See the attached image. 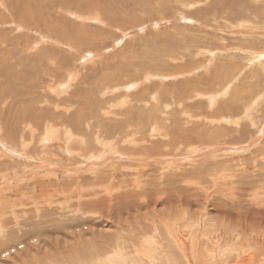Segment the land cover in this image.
I'll list each match as a JSON object with an SVG mask.
<instances>
[{"label":"rangeland","instance_id":"rangeland-1","mask_svg":"<svg viewBox=\"0 0 264 264\" xmlns=\"http://www.w3.org/2000/svg\"><path fill=\"white\" fill-rule=\"evenodd\" d=\"M0 1H1L0 3L1 5L0 6V51H1L0 52V68L1 69L3 68L2 70L0 69L1 70L0 75H2L0 76V82H1L0 83V94H1L0 95L1 96L0 106H2L3 104H9L8 102L9 99L13 98L15 101V105L16 104L19 105V103L22 104V106L20 104V108L17 109L18 111L25 112L26 110H28L29 106L31 105L30 107H33V108H29V109H32L37 113L39 112L37 110L38 108L39 109L43 108L42 105L48 106V102L45 101V98L43 95L45 93L48 97L50 96L52 97L48 99L49 100V107H48L49 108V112H48L49 118L60 122L62 121L61 120L62 118L60 117L61 119L59 118L57 119L56 116L58 114L57 112L64 109L63 106L66 107L65 108L66 114L65 113L64 114L66 116H71L72 112L70 108H68L71 106V104L73 105V111H74V109L78 108L80 103L82 104V102L85 103L88 101V103H90V105H92L93 107V108L92 107L90 108L89 111L90 112L92 111V113L89 112V115L92 116L93 118H100L99 121L102 127L100 128L101 130L99 129L98 132L102 135L101 139H103V138L112 137L113 135H117L118 132L119 134L126 133L125 131L128 130L126 127L122 128L121 125L116 124V122L119 121L117 119H119L121 116L119 118L111 116L112 114L111 115L107 114L108 115L107 116L105 112H107L110 109H112L110 111H114V112L118 110L116 108H119V110L123 109L124 106L126 107V104L125 105L122 104L121 101L123 99L124 101H127V99H130L129 97L143 98V100L147 102L146 103L147 105L150 104V106H147L144 104L145 107L141 108L144 111H153L154 109H158V107L154 105L156 104V102L153 101L152 98H150V96H155L158 99L161 98L162 101L160 105L163 107L164 112L160 116L162 118H165L166 119L165 121L167 123L168 117L166 115V112L173 110L174 111L173 116H175L176 114H179L181 108L184 105H185V108L183 109L189 110L191 112V115H196L198 113H204L205 111H208L209 113H215V116L214 117L210 116V118H219V119L220 117L224 118L225 117L224 114L216 113L217 110L215 108L217 107L218 104H215V105L212 104L213 106L211 108L213 110H209L210 108H206L204 110L205 105H207L206 103V101L208 100L207 98L208 97L212 98L213 95H215V93L218 94L219 92H223V93L225 92V94H223L222 96L217 97L218 100L223 98L224 102L226 101V99H228V97L231 96V94L236 89L242 88V90L237 91L239 93H241L243 89L244 91H246L244 92L246 97L244 96L242 101H244V99L248 97L251 98V99L249 98L246 99L245 100L246 102L249 100L251 101L253 97L255 98L256 96L258 95L260 96V94H262L260 97L258 96L260 100L262 101L260 102L258 101V104L256 103L257 105L249 104V107H251V109L248 111V114L241 115L245 117H242V118L237 117L238 119L236 120L237 122L236 125L238 126V128L228 125V127L231 126L234 129L226 130L228 133L226 137L228 138L233 137L235 139H240L242 137L239 143V146L235 148H230L232 151L230 149H222L224 152L222 150L212 152L213 151L211 150V147L213 145L212 144L209 147V150L204 149L203 153L202 151L199 150L196 152H192V154H190V152H187L182 149L178 150V148H176L174 150L172 149L173 147L167 148V146H162L163 150L160 148L162 150V153L165 154L168 152V154L166 156H163L160 153L161 155L159 156L168 157L169 159L166 158L168 159V161L166 160L164 161V159L159 161L158 159L157 160L155 159L156 156H158L159 154L156 151L154 152L153 151L152 152L141 151L139 150V148H136L137 147L136 144H130L129 148L134 149L132 152H134L137 156H150L151 159L147 158L146 160H143L142 162V161L137 160L138 157L136 155H134L136 159L133 157H129L128 159L127 156H131V155H128L126 152H123V153L117 152L119 153L117 154L115 153L116 151L115 152L112 151L113 149L110 146L112 153H109L108 150L105 151L103 155L104 157L108 155V153L110 155V157L106 158L107 160L105 162L104 161L101 162L104 158L103 156L98 157V158H92L90 160L94 163V165L88 167L87 165L89 163L83 160V157H79L80 155H78L79 153H77V151L76 152L67 151L66 153L64 152V154L63 153L61 154L60 150H58V152H55L54 150H52V148L55 147L54 145H56L57 142H53L54 140H51L47 144V146L49 145L48 148L50 149V151L57 153V155L56 154L51 155L53 158L55 157L54 162L36 159L37 160L36 161L37 166H36L32 163H28L29 161L32 160V157H33L32 155L28 156V154L26 153L21 156V154L24 153L25 149L19 150L17 148H11L8 145L4 144L3 140H0V162L4 161L5 159L8 160V162L11 164L12 162H15V163L18 162L17 164L18 167L15 169H17V171L20 169L18 171L19 173H16L17 172L16 171L12 174V178H14L16 174H18V177L14 178L15 180L13 182H11L12 178L6 179L5 181L4 180L0 181V196H3V197L9 196V198L12 200L11 203H12V206L15 212V214H9L5 218L4 224L6 225L7 230H5L4 227L2 229L0 228V230H2V232H0V241L1 242L4 241L3 245H0V264H48V263L58 264L59 262H62L63 260L66 264L68 262L73 264L74 260L77 261V258L79 257L82 260L81 263L90 264L91 262L92 264L97 261V258L96 259L92 258V256L90 255L91 250L97 251L100 245L101 247L104 246L105 249L108 248V245L111 246V242L114 241V238H115L114 236H116L115 233L117 230H121L124 220L126 222V219L129 218V222H127L128 224L127 223H126L127 225L125 224L126 230H122V232L125 233V235L124 234L122 235L126 237L132 236L134 238L133 241H137L139 243L140 235L144 231H146L148 228L150 229V226H149L150 221H153L158 216H165L167 213H175V215H177L179 211H182V209H180L181 203L178 202V200H176L175 194L186 193V191H188L189 193L192 191L191 192L192 199L189 200V202L190 201L192 202L190 203L188 202L187 205L185 204H182V205L185 207H188L185 211L189 217L187 218L185 216V219L186 220L188 219L191 222L188 223L184 221V223H181V227L186 228L188 227V225L192 226V224L196 223L197 230H195V232L198 231V236H199L198 239L200 240L196 244L197 249L200 251L196 250L194 248L195 246H191L189 243V240L186 241V251L184 254H187V259H185L187 262H190V264H241L242 262L244 263L246 262L245 264H252V263L254 264V261H255V264L256 263L261 264L260 259L264 257L263 255L264 245L261 246L262 249H260L256 245L254 246L253 245L254 242L252 241L251 236H249L250 235L249 233L245 235L247 237L240 236V235L238 237L237 234L235 236L236 238L234 241L237 243L236 248L242 249V246L243 247L245 246L244 248H246V250H243V252L240 253L241 255L235 253V251H232V253L230 254L225 253L224 251L220 252L218 249L220 247L218 246L219 244L220 245L224 244L222 250H225L224 247L228 249L227 243L231 242L230 239H225V235L223 234V232H225V230H223L225 225L230 226L231 229L238 228L239 230V227H238L239 221H236L233 218L234 217L233 214L235 213L232 211L233 212L232 214L231 212L232 207L231 206L227 207L226 205L225 206L223 205L225 202H227V198L229 196H232V193H234L231 191L229 184H227V187L226 185L223 184L224 178L221 177L217 179V181L215 182L213 186H211V184L208 183L210 184L209 189H207L205 186L203 188V185L201 186V184H199L198 182H196V185H189V184L186 185L184 184V182L179 181V182L173 183L171 185V188L169 186L170 189L168 188L166 192L165 190L164 191L161 190L162 192H159L160 189L157 186L162 183V181H160L159 179L156 181V186L151 185L150 182L153 177H156L157 175H163V173H166V174L168 173L172 177L173 172H175L177 170L176 168L178 167L179 169L188 168L187 171H190L189 167L190 168L192 167V173H193L194 164H197L198 162L200 163L203 160H210L211 158L215 156L216 157L219 156V158L221 159H226L227 156L228 158H231V157L238 158L239 157L240 159H242L244 158V156L248 157L250 155H253L256 149L263 148L264 131L260 132L258 136L256 134H251L249 136V134H245V133L244 135L240 136L238 133L240 130H237V129L243 128V124L248 122L247 117L253 116L251 115V113L258 115L259 113H261L260 107H262L261 108L262 112L264 108L263 107L264 106V102H263L264 100V92H263L264 91V70H263V66H261L264 64V57H263L264 56V25L262 24L264 23L263 22L264 20L263 18L264 17V0H253V1L252 0H164V1L163 0H123L124 2L122 0H90V1L89 0H35V1L34 0H26V1L20 0V2L19 0H9V1L0 0ZM11 1H13L14 3ZM92 1L93 2L95 1L94 2L95 4L92 3ZM4 3H7V4L3 5ZM97 3L98 5L97 7H95ZM97 9H98V12L100 13V16L96 18L95 16H93L92 18H88L84 20L83 15L78 14L80 11H87V10H88L87 12L94 13L97 11ZM227 17H230V18H227ZM255 17H257L258 19ZM64 19L67 21H65ZM236 20H238L239 22L237 23ZM2 21H3V24H1ZM64 22L67 25H65ZM256 22L260 23L261 25L257 24ZM36 23H38V25ZM68 24H69V27H68ZM237 27H240V29L238 30ZM250 27H252L253 29H251ZM233 31H236V32L239 31L238 33L240 34H237ZM62 32L65 34H63ZM246 32L248 33L246 34ZM75 33H77V35ZM58 34L59 35L61 34V35L59 36ZM257 35H258V40L256 38ZM66 36L70 37L69 40H65ZM74 37L76 40L74 39ZM221 38H222V41H221ZM223 41L225 42V44ZM24 42H27V43H24ZM219 42L221 43V45H219ZM242 42L244 43V46ZM23 43L26 46H29L32 44H34V46H32L31 50L27 48L26 51H24L22 50L23 48L22 46H24ZM245 43H249V45H245ZM251 43H253L255 47L257 46L256 47L257 49L254 48L253 45L249 48ZM256 43L258 44L256 45ZM74 46H77V47L74 48ZM236 46H239V47H236ZM40 49H42L41 52H40ZM259 49H260V52H259ZM218 50L221 52H219ZM242 52L244 53L242 54ZM247 52L249 54H247ZM2 54H3V58H2ZM39 54L41 55L38 57ZM241 55H244V56H241ZM261 59L262 61H259ZM48 60L50 61L48 62ZM222 61L224 63H222ZM233 61H235V63ZM3 63L4 64L6 63V64L4 65ZM233 63L234 65H236V66L233 65L234 67L233 69L232 67L229 68L227 66V65H232ZM54 66L57 68V70L55 69ZM66 67L68 70H71V73L73 72L74 74V75L71 74L72 75L71 78L67 74V71H64V72L60 71ZM214 67L215 68L217 67V68L215 69ZM221 67L222 69H219ZM226 67H228L227 68L228 71ZM224 68H225V71H223ZM216 71H219V73H215ZM226 71L228 74H226ZM240 71L243 75L244 74L245 75L243 76L240 73ZM260 71L261 73H258ZM238 73H240L241 75H237ZM256 73L259 74L258 75L259 77L257 76ZM250 75L256 76L254 77L255 79L254 78L252 79L255 81L254 83L256 84L248 83V79L249 77H251ZM242 76L244 78H242ZM245 76L247 77L245 78ZM60 77L62 80L66 81L65 83H67L66 85H63L62 88L60 89L62 90L60 91L61 93L59 92V90H57L59 89L58 87L59 84L57 83L59 81H62V80H58ZM233 78L235 80L232 82ZM209 79L212 80L211 83L207 82V80ZM243 79H245V82H243L239 88V84H240L239 82H241ZM258 79L259 81H257ZM261 79L262 81H260ZM258 82H260V84ZM131 84L133 87L130 88ZM249 84L251 86H249ZM105 87H107V89ZM252 89L255 90L254 91L255 94H253ZM9 90L10 92H8ZM205 90H209V92H205ZM229 90H232V91H229ZM77 91H79V93ZM164 92H165V95L162 98L161 95ZM195 93L197 94L195 95ZM208 93H210V95ZM6 95L9 99L5 98ZM16 95L17 96L19 95V96L17 97ZM100 95H102L103 99L101 98ZM112 95L116 96V98L113 97ZM126 95H128V97ZM203 95H207V97L203 98ZM197 96H200V103L198 106H197V103L199 102L198 100L199 98H197V102H196ZM77 97H78L79 102L75 101ZM106 97H108V99L111 101L107 100ZM62 98L71 100V104L69 103L70 101H67L65 103H68V106L66 104L64 105V103L61 102V100H63ZM72 98L75 100H73ZM99 98H101L102 102L105 100L104 105L102 102H100L101 100H99ZM3 99H7V100H3ZM261 103L263 105H261ZM116 104L118 106H115ZM165 104L168 105V108L163 106ZM192 104L194 105L192 106ZM51 105L53 106L57 105L58 108L52 109ZM105 105L109 107H106ZM259 105L261 106L258 107ZM152 106L154 107L151 108ZM6 107H8V105ZM61 107L63 108L61 109ZM252 107H255V108L253 109ZM96 109L97 111H95L94 112L95 114H94L93 111ZM241 109H242V105L240 104L239 111ZM102 110L105 112H103ZM255 111L257 114L255 113ZM102 112L104 113L103 115L105 117H103ZM55 113L57 114L55 115ZM115 120L116 122H113ZM238 120L240 121V124ZM242 120L244 121V123H242L243 122ZM27 121L28 123L22 124V125L19 124L21 123V121L16 122L15 125H19V126H15V128L22 126L23 131L30 132L29 129L27 128H30L33 126L31 124L30 118H28ZM141 124H138V125L135 124V126L133 124L132 128H134L135 131L137 130L136 132L138 133L140 132V134L142 133L143 130L146 131L145 132L146 134H150V130H149L150 128L148 126H143ZM222 125L223 123L221 124L210 123V125H208L205 122L203 124L198 119H193L192 117V120H189L185 124L181 125L180 128H183V130H186L188 132V135L192 136L194 139V137L196 136L197 130H200L203 128H211L213 126L219 127ZM83 129H85V125L82 127V130ZM211 129H215V128H211ZM105 130H107L108 132ZM111 134L113 135L111 136ZM155 136H156V133H154L152 138H154ZM163 137L164 136H161V138ZM228 138H226L222 142L214 143L212 142L213 140L208 141L206 140L207 138L197 137V139L201 140L202 142H206V143L205 144L201 143L202 145L195 143V146L198 145L197 147H202V146L206 147L207 146L206 144L208 142H212L216 144V146L217 144H229L227 143L229 140ZM222 139L223 138H221V140ZM110 140L111 139H109L108 141L110 142ZM153 140L154 139H150V141H153ZM110 143H114V141ZM133 145H135V148L133 147ZM66 147H71V145L69 146L66 145ZM167 150H169L170 153ZM97 151H98V148L95 147L92 153H96ZM121 151H126V150H121ZM153 156H155V158ZM258 158H257L258 160L262 161V158H260V156H258ZM84 161L86 162V165L77 169L78 168L77 165L80 163H83ZM230 163L232 165H236L235 166L236 168H239L235 161H232ZM230 163L227 162L226 165H229ZM43 164L44 166H46V168L38 167L39 165H43ZM173 165L175 167H173ZM55 166H58L57 169L55 168ZM166 166L169 167L170 169L166 168ZM63 167L68 168V170H70L71 172H66L65 170H62ZM135 167L137 168V170ZM73 170H75L76 172H74ZM169 170L172 172H170ZM107 171H110V173L113 172L111 173L112 175L115 174L116 172L118 176L127 175V176H124V178L120 177L122 186L124 183V188H127V186L125 185H130V186L132 185L136 187L133 184V182L136 185L138 184L140 187L146 186L145 196H147V193H148L153 198L151 203L144 205V206L142 204L134 205V208L133 207H132L133 209L130 208L132 209L130 211L126 210L127 213L125 212V214L114 216V213H113V217H114L113 220L114 221L119 220L120 223L118 226H120L119 227L120 229H118V227L115 225L116 223L112 225L109 221H105L104 217L100 218L101 213H99L98 215L92 214V213L82 214V212H80L79 210H75L74 209L75 207H73L72 209V205L74 206L73 204L74 202L76 205L77 204L79 205L81 204L80 202L84 201L85 199L78 200L76 197L75 198L70 197L71 195L67 197V196H64L63 194H62L63 199L61 198V195L54 196V194L52 195L51 199H49L48 201H41L39 199H36V197L34 199V195L36 193L35 191L37 190V188L33 190L34 186H32L31 184L35 177L48 179L50 177H53L54 173L55 174L58 173L57 175L62 174L64 178L69 181L70 177L77 178V176H79L80 178L77 182V185H76L77 187L79 185H82L84 181L93 179L95 177L94 174H96L97 172L99 174V172H107ZM123 171H125V174ZM126 171L127 172L129 171V173H126ZM135 172H139V173L143 172V173L139 174L138 179H137L135 177L136 175L134 174ZM235 172H237V170H235L234 173ZM120 173L122 175H120ZM257 173L264 174L263 171L261 170L259 171L257 170L256 174ZM128 175L129 176L131 175L132 177L129 178ZM1 179L2 178H0V180ZM188 179H193V178L188 177ZM58 181H62V179L60 180L58 179ZM130 181L132 182V184L130 183ZM115 183H118V182L114 180V184ZM91 184L94 185L95 183L92 182ZM139 186L138 188L136 187L137 191L140 190ZM56 188H60V182L59 184H57ZM181 188H182V191L179 192ZM91 189L92 187L90 186V188L86 190L85 192L86 193L89 192L90 194H92V191H93L94 193V190L91 191ZM131 189L132 188H129L128 190H131ZM14 190L16 191V193ZM115 191L118 192L119 190H114L111 193L113 194L115 193ZM21 192H24V193L27 192V193H25L24 195V193H21ZM156 192L157 193L159 192V193L157 194ZM167 192L169 193V198L167 202L165 200L154 202L155 200H158V197L155 198V196H159L162 199H164L165 194ZM190 196L191 194H188L189 198ZM69 197L71 199H69ZM87 198L92 199V196L87 197ZM44 205H46V207ZM222 205L223 207L220 208ZM40 206L42 208H40ZM217 206L219 207V209L217 208ZM229 207H230L229 212L231 213L228 212L227 215L228 217H231V220L223 219L224 220L223 221L222 218L220 217V211L225 212L224 210H227V208ZM43 213L45 214L44 216L42 215ZM38 214H40L41 217H39ZM71 214H74V215L71 216ZM206 216L209 222L213 224L215 223L214 226L218 227L217 231L221 230L222 233L218 232V234L220 233L221 237L224 240H228L227 243H224V241H222L223 239L221 238L220 241L215 243L214 248H213V253L211 254V256L207 255L206 250H205V248L209 249L210 244L205 241V239L207 240V237H203V232H204L203 222ZM135 218L137 219L136 221H134ZM38 219L42 220L43 222H41ZM139 219H141V221L143 222H141V224L138 226L136 225L135 227V224L140 223ZM171 220H173V218ZM257 223L255 224V229L252 230L253 233L261 230V228L256 227ZM208 225L210 226L209 223ZM123 227H124V224H123ZM137 227L139 230L137 229ZM149 229L147 231H150ZM5 231L7 232L6 235H4ZM140 231H142L141 234H140ZM245 238L248 239L246 240V242H245ZM6 239H7V242L5 241ZM108 239H112V240L109 241ZM241 240H244L243 245H240ZM247 242H248V245H247ZM99 251H97L98 252L97 257L100 259L101 257L100 254L104 253L105 250L103 251L99 250ZM200 256L202 260L198 262V259L196 260V258ZM177 257H178V262L182 264L183 261L180 262V257L179 256ZM246 257L248 258V260ZM254 257H255V260H254ZM92 259H93V262H92ZM131 261L133 264H135L133 262V259H131ZM186 261L183 262V264H189V263H186ZM262 264H264V262H262Z\"/></svg>","mask_w":264,"mask_h":264},{"label":"bare ground","instance_id":"bare-ground-1","mask_svg":"<svg viewBox=\"0 0 264 264\" xmlns=\"http://www.w3.org/2000/svg\"><path fill=\"white\" fill-rule=\"evenodd\" d=\"M4 1V0H3ZM9 1V0H8ZM26 1V0H24ZM35 1V0H34ZM90 1V0H89ZM123 1V0H122ZM164 1V0H163ZM253 1V0H252ZM6 2V1H5ZM13 2V1H11ZM17 2V1H15ZM20 2V0H19ZM51 2V1H50ZM95 2V1H94ZM92 1V3H94ZM124 2V1H123ZM128 2V1H127ZM133 2V1H132ZM259 2V1H258ZM1 3V1H0ZM3 3V2H2ZM14 3V2H13ZM28 3V2H27ZM32 3V2H31ZM29 3V4H31ZM52 3V2H51ZM122 3V2H121ZM7 3H4L3 5H6ZM16 4V3H15ZM41 4V3H40ZM85 4V3H84ZM95 4V3H94ZM142 4V3H141ZM258 4V3H257ZM17 5V4H16ZM22 5V4H21ZM36 5V4H35ZM75 5V4H74ZM79 5V4H78ZM77 5V6H78ZM98 3L95 5V7H97ZM121 5V4H120ZM1 6V5H0ZM10 6V5H9ZM18 6V5H17ZM32 6V5H31ZM114 6V5H113ZM122 6V5H121ZM145 6V5H143ZM142 6V8H143ZM35 7V6H34ZM73 7V6H72ZM79 7V6H78ZM123 7V6H122ZM121 7V8H122ZM127 7V6H126ZM140 7V5H139ZM253 7V6H252ZM30 8V7H29ZM64 8V7H63ZM99 8V7H98ZM116 8V7H115ZM254 8V7H253ZM257 8V7H256ZM260 8V6H259ZM34 9V8H33ZM38 9V7H37ZM36 9V10H37ZM40 9V8H39ZM60 9V8H59ZM82 9V8H81ZM80 9V10H81ZM93 9V8H92ZM31 10V9H30ZM79 10V11H80ZM261 10V9H260ZM33 11V10H32ZM44 11V10H43ZM68 11V10H67ZM78 11V12H79ZM88 11V10H87ZM87 11H80L78 14H81L83 15V18L84 20L88 19V18H92L93 16L96 17H99L100 16V13L98 12V9L96 12L92 13V12H87ZM93 11V10H92ZM262 11V10H261ZM37 12V11H36ZM263 12V11H262ZM67 13V12H66ZM261 13V12H259ZM116 14V13H115ZM25 15V14H24ZM255 15V13H254ZM253 15V16H254ZM2 16V15H1ZM26 16V15H25ZM43 16V15H42ZM34 17V16H33ZM59 17V16H58ZM259 17V16H258ZM36 18V17H35ZM103 18V17H102ZM105 18V17H104ZM227 18H230V17H227ZM244 18V17H243ZM257 18V17H255ZM264 18V17H263ZM54 19V18H53ZM56 19V18H55ZM82 19V18H81ZM99 19V18H98ZM248 19V18H246ZM258 19V18H257ZM57 20V19H56ZM61 20V19H60ZM65 20V19H64ZM105 20V19H104ZM242 20V19H241ZM240 20V22H241ZM256 20V19H255ZM254 20V21H255ZM260 20V19H259ZM262 20V19H261ZM31 21V20H30ZM36 21V20H35ZM40 21V20H39ZM48 21V20H47ZM58 21V20H57ZM67 21V20H65ZM76 21V20H75ZM78 21V20H77ZM81 21V20H80ZM106 21V20H105ZM230 21V20H229ZM237 23L239 22L238 20H236ZM246 21V20H245ZM250 21V19H249ZM253 21V22H254ZM258 21V20H257ZM51 22V21H50ZM49 22V23H50ZM59 22V21H58ZM89 22V21H88ZM87 22V23H88ZM104 22V21H103ZM261 22V21H260ZM264 22V20H263ZM52 23V22H51ZM65 23V22H64ZM68 23V22H67ZM85 23V22H84ZM257 23V22H256ZM1 24H3V21L1 22ZM38 25V23H36ZM44 24V22H43ZM54 24V23H53ZM63 24V23H62ZM60 24V25H62ZM70 24V23H69ZM69 24H68V27H69ZM106 24V23H105ZM251 24V22H250ZM257 24H260V23H257ZM264 25V23H262ZM65 25H67L65 23ZM109 25V24H108ZM107 25V26H108ZM256 25V24H255ZM261 25V24H260ZM43 26V25H42ZM74 26V25H73ZM78 26V25H76ZM89 26V25H88ZM106 26V25H105ZM235 26V25H234ZM252 26V24H251ZM57 27V26H56ZM59 27V26H58ZM254 27V26H253ZM66 28V27H64ZM74 28V27H73ZM92 28V27H91ZM232 28V27H231ZM236 28V27H235ZM238 30L240 29V27H237ZM251 29H253L252 27H250ZM249 28V29H250ZM256 28V27H255ZM260 28V26H259ZM61 29V27H60ZM69 29V28H68ZM75 29V28H74ZM77 29V27H76ZM248 29V30H249ZM51 30V29H50ZM67 30V29H66ZM73 30V29H72ZM86 30V29H84ZM9 31V30H8ZM250 31V30H249ZM253 31V30H252ZM52 32V31H51ZM56 32V31H55ZM54 32V33H55ZM58 32V30H57ZM65 32V31H64ZM81 32V30H80ZM89 32V30H88ZM237 34H240L236 31H233ZM63 33V32H62ZM67 33V32H66ZM71 33V31H70ZM78 33V32H77ZM77 33H75L77 35ZM242 33V31H241ZM248 32H246L247 34ZM3 34V33H2ZM46 34V32H45ZM65 34V33H63ZM73 34V33H72ZM79 34V33H78ZM81 34V33H80ZM87 34V33H86ZM93 34V32H92ZM91 34V35H92ZM98 34V33H97ZM244 34V32H243ZM253 34V33H252ZM43 35V34H42ZM41 35V36H42ZM52 35V34H51ZM57 35V34H55ZM59 35V34H58ZM61 35V34H60ZM59 35V36H60ZM74 35V34H73ZM71 35V36H73ZM82 35V34H81ZM80 35V36H81ZM96 35V34H95ZM232 35V34H231ZM236 35V34H235ZM45 36V35H44ZM47 36V35H46ZM90 36V35H89ZM99 36V35H98ZM233 36V35H232ZM248 36V35H247ZM260 36V35H259ZM62 37V36H61ZM97 37V36H96ZM238 37V36H237ZM253 37V35H252ZM11 38V37H10ZM49 38V37H48ZM60 38V37H59ZM64 38V37H63ZM70 37H67L66 36V39L65 40H69ZM95 38V37H94ZM99 38V37H98ZM257 40H258V35L256 36ZM55 39V38H54ZM53 39V40H54ZM75 39V37H74ZM79 39V38H78ZM225 39V38H224ZM251 39V38H250ZM6 40V39H5ZM50 40V39H48ZM56 40V39H55ZM64 40V41H65ZM76 40V39H75ZM219 40V39H218ZM226 40V39H225ZM224 40V41H225ZM253 40V39H252ZM256 40V39H255ZM52 41V40H51ZM59 41V40H58ZM74 41V40H73ZM221 41H222V38H221ZM223 41V42H224ZM239 41V40H238ZM6 42V41H4ZM42 42V41H40ZM47 42V41H46ZM253 42V41H251ZM255 42V41H254ZM257 42V41H256ZM259 42V41H258ZM24 43H27V42H24ZM23 43V45H24ZM29 43V42H28ZM39 43V42H38ZM37 43V44H38ZM61 43V42H60ZM73 43V42H72ZM243 43V42H242ZM95 44V43H94ZM225 44V42H224ZM258 43H256L257 45ZM5 45V43H4ZM219 45H221V43L219 42ZM228 45V44H227ZM245 45H249V43H245ZM253 45V43H251V45L249 46V48ZM32 46H34V44L32 45H29V46H22V50L26 51V49L28 48L29 50L32 49ZM66 46V45H65ZM202 46V45H201ZM241 46V45H239ZM239 46H236V47H239ZM243 46H244V43H243ZM254 46V45H253ZM19 47V46H18ZM73 47V45H72ZM77 47V46H74V48ZM199 47V46H198ZM248 47V46H247ZM257 47V46H256ZM254 46V48H256ZM214 48V47H213ZM20 49V48H18ZM79 49V48H78ZM212 49V48H211ZM226 49V48H225ZM231 49V47H230ZM253 49V48H252ZM257 49V48H256ZM209 50V49H208ZM227 50V49H226ZM225 50V51H226ZM250 50V49H249ZM4 51V50H3ZM2 51V52H3ZM6 51V50H5ZM42 51V49H40V52ZM211 51V50H210ZM219 51V50H218ZM232 51V50H231ZM234 51V50H233ZM242 51V50H241ZM240 51V52H241ZM247 51V50H245ZM254 51V50H253ZM1 52V51H0ZM221 52V51H219ZM229 52V51H228ZM235 52V51H234ZM256 52V50H255ZM259 52H260V49H259ZM263 52V51H262ZM4 53V52H3ZM6 53V52H5ZM244 52H242L243 54ZM12 54V53H11ZM247 54H249L247 52ZM246 54V55H247ZM255 54V53H253ZM257 54V53H256ZM6 55V54H4ZM8 55V54H7ZM14 55V54H13ZM41 54L38 55V57L40 56ZM48 55V54H47ZM52 55V54H51ZM258 55V54H257ZM11 56V55H10ZM241 56H244V55H241ZM249 56V55H248ZM35 57V56H33ZM59 57V56H58ZM233 57V56H232ZM254 57V56H252ZM257 57V56H256ZM264 57V56H263ZM2 58H3V54H2ZM11 58V57H10ZM61 58V57H60ZM76 58V57H75ZM34 59V58H33ZM56 59V58H55ZM226 59V58H225ZM4 60V59H3ZM12 60V59H11ZM57 60V59H56ZM231 60V59H230ZM50 60H48L49 62ZM59 61V60H58ZM221 61V60H220ZM259 61H262L259 60ZM10 62V61H9ZM57 62V61H56ZM61 62V61H60ZM63 62V61H62ZM67 62V61H66ZM227 62V61H226ZM235 63V61H233ZM258 62V61H257ZM54 63V62H53ZM65 63V62H64ZM125 63V62H124ZM220 63V62H218ZM222 63H224L222 61ZM228 63V62H227ZM231 63V62H229ZM227 65L229 68L232 67V69L234 68L233 65ZM262 63V62H261ZM4 64V63H3ZM6 64V63H5ZM4 64V65H5ZM51 64V63H49ZM66 64V63H65ZM263 64V63H262ZM68 65V64H67ZM121 65V64H120ZM12 66V65H11ZM58 66V65H57ZM61 66V65H60ZM236 66V65H234ZM263 66V70H264V64L261 65ZM4 67V66H2ZM9 67V66H8ZM15 67V66H14ZM55 67V66H54ZM68 67V66H67ZM66 68L60 70L61 72H64V71H67V74L69 75V77L71 78L73 74V72L71 73V70H68ZM218 67V65H217ZM216 67V68H217ZM223 67V65H222ZM219 68V69H222ZM226 67V69L228 68ZM48 68V67H47ZM59 68V67H58ZM207 68V67H206ZM215 68V67H214ZM215 68V69H216ZM237 68V67H236ZM1 69V68H0ZM3 69V68H2ZM1 69V70H2ZM12 69V68H11ZM52 69V68H51ZM55 69L57 70V68L55 67ZM66 69V70H65ZM213 69V67H212ZM231 69V70H232ZM0 70V71H1ZM49 70V69H48ZM208 70V69H207ZM218 70V69H217ZM230 70V71H231ZM261 70V69H260ZM59 71V73H60ZM222 71V70H221ZM225 71V68L224 70ZM228 71V69H227ZM226 71V74H228ZM236 71V69H235ZM262 71V70H261ZM258 72V73H261ZM5 72V71H4ZM7 72V71H6ZM57 73V72H56ZM78 73V72H77ZM215 73H219V71H216ZM241 73V71H240ZM240 73H238L237 75H241ZM58 74V73H57ZM233 74V72H232ZM235 74V73H234ZM248 74V73H247ZM246 74V75H247ZM257 74V73H256ZM263 74V72H262ZM4 75V74H3ZM11 75V74H10ZM13 75V74H12ZM56 75V74H55ZM74 75V74H73ZM243 75V74H242ZM245 75V74H244ZM243 75V76H244ZM259 74H257L258 76ZM2 76V75H0ZM48 76V75H47ZM53 76V75H52ZM78 76V74H77ZM242 76V78H244ZM248 76V75H247ZM245 76V78L247 77ZM251 76V75H250ZM4 77V76H3ZM54 77V76H53ZM65 77V76H64ZM63 77V78H64ZM68 77V78H69ZM241 77V76H240ZM254 77H256L255 75H252L251 77H249L248 79V83L250 84H256L254 83L255 81L252 80ZM259 77V76H258ZM261 77V76H260ZM50 78V77H49ZM55 78V77H54ZM200 78V77H199ZM3 79V78H2ZM65 79V78H64ZM74 79V78H73ZM236 79V77H235ZM233 78L232 82L235 80ZM255 79V78H254ZM58 80H62L61 77L58 79ZM215 80V79H214ZM227 80V79H226ZM241 80V79H240ZM244 80V81H243ZM241 82H239V88H240V85L245 82V79H243ZM229 81V80H228ZM247 81V80H246ZM253 81V82H252ZM259 81V79L257 80ZM262 81V79L260 80ZM45 82V81H44ZM48 82V81H47ZM57 82V81H56ZM61 82V83H59ZM57 84H59V92L62 91L60 90L62 88L63 85H66L67 83H65L66 81L65 80H62V81H59ZM208 83H211L212 80L209 79L207 80ZM1 83V82H0ZM229 83V82H228ZM260 84V82H258ZM257 83V84H258ZM134 84V83H133ZM237 84V83H236ZM247 84V83H246ZM249 84V86H251ZM50 85V84H48ZM129 85V84H128ZM225 85V84H223ZM227 85V83H226ZM53 86V84H52ZM50 86V87H52ZM109 86V85H108ZM248 86V87H249ZM57 87V88H58ZM77 87V86H76ZM133 87L132 84L130 86V88ZM245 87V86H244ZM10 88V87H9ZM45 88V87H44ZM104 88V87H103ZM107 89V87H105ZM111 88V86H110ZM246 88V87H245ZM250 88V87H249ZM256 88V87H255ZM254 88V89H255ZM51 89V88H49ZM53 89V88H52ZM56 89V87H55ZM77 89V88H76ZM102 89V88H101ZM129 89V88H128ZM218 89V88H217ZM232 89V88H231ZM8 90V89H7ZM74 90V89H73ZM72 90V91H73ZM114 90V88H113ZM215 90V89H214ZM234 90V89H233ZM238 90H242L241 89H236L230 97H228V99H226V101L224 102L223 101V98L221 99H217V97L219 96H222L223 94H225V92H219L218 94H216L215 92V95H213V97H208L206 103L207 105H205L204 107V110L206 108H210L209 110H213L211 107L215 104H218L217 107L215 108L217 111L216 113H219V114H224L225 117L222 118L220 117L219 118H210L211 117H214L215 116V113H209L208 111H205L204 113H198L196 115H191V112L187 109H183L185 108V105L181 108L179 114H176L175 116H173V110L172 111H169V112H166V115L168 117L167 119V123H166V119L165 118H162L160 115L164 112L163 111V107L160 105L161 104V101L162 99L161 98H156L155 96H150V98H152L153 101L156 102V104H154L156 107H158V109H154L153 111H144L142 110L141 108H144L145 105H147L146 101L143 100V98H139V97H129L130 99H127V101H124V99L121 101L122 104H126V107L124 106L123 109L119 110V108H116L118 109L117 111H110L108 110L107 112L103 111L106 113V115H111L113 117H116V118H120L117 119L119 120L118 122L113 121V122H116L117 125H121V127L123 128H127L128 130L125 131L126 133H120L119 132L117 133V135H113L111 134L112 137H109V138H103L101 139V134L98 132L99 129L102 127L101 123H100V118H93L92 116L89 115V110L90 108L92 107V105H90V103L85 102L83 103L82 101V104L78 106V108L74 109L73 111V105L71 104V100H68V99H63L61 100V102L64 103V105L66 104L68 106V103H65L67 101H70L69 103L71 104L70 107V110L72 112V115L71 116H66L65 112H66V107H64L63 110L55 113V115L57 114L56 118L58 119H61L62 121H56L54 119H51L49 118V115H48V112H49V98H52L51 96L48 97L45 93L43 94L44 95V98H45V101L48 102V106H43V108L41 109H37L39 112H35L34 110L32 109H29V108H33V107H30L29 105V108L28 110H26L25 112H20L18 111L17 109L20 108V104L19 105H15V101L13 98H8L7 95L5 98L9 99V104H3L2 106H0V140H3L4 144L8 145L9 147L11 148H17L19 150H24V153L21 154L24 155V154H28L29 155H32L30 157H32V160L29 161L28 163H32L34 165H36V159H40V160H43V161H51V162H54V159L55 157L53 158L51 155L53 154H56L55 152H58V150L61 151V154L64 152L66 153L67 151H72V152H76L79 153L78 155H80L79 157H83V160L87 161L89 164L87 165L88 167L90 166H93L94 163L90 160L92 158H98V157H102L105 153V151H109V153H112L111 152V147H112V151H116L115 153L117 152H126L128 155H131V156H127L128 159L129 157H133L136 159V157L134 155H136L134 152H132L134 149H130L129 148V145L130 144H136V148H139V150L141 151H148V152H154L156 151L158 154V156H153L156 160L158 159L159 161H161L162 159H164V161H168V157H161L159 155H163V156H166L168 154L165 153L163 154L162 153V146H167L172 148V149H176L178 148L179 149H182V150H185L187 152H190V154H192V152H196V151H204V149H208L209 150V147L212 145L211 147V150H213L212 152L214 151H220L222 149H230V148H235L237 146H239V143L242 139V137L240 139H235L233 137H226L228 135L227 131L228 129H234L233 127L231 126H234V127H237L238 126L236 125V120L238 119L237 117H245V116H241V115H247L248 114V111L251 109V107H249V104L251 105H257L258 104V101H262L260 100V96L262 94H260V96H256L255 98L253 97V99L250 101H245L246 99H244V101H242V99L244 98L245 94L244 92V89L243 91H241V93L237 92ZM71 91V92H72ZM112 91V90H111ZM117 91V90H116ZM115 91V92H116ZM211 91V90H210ZM229 91H232V90H229ZM253 94L255 90H253ZM251 91V92H252ZM259 91V90H258ZM256 91V92H258ZM10 92V90L8 91ZM22 92V91H21ZM25 92V91H24ZM79 93V91H77ZM82 92V91H81ZM104 92V91H103ZM106 92V91H105ZM205 92H209V90H205ZM248 92V91H247ZM264 92V91H263ZM4 93V91H3ZM23 93V92H22ZM61 93V92H60ZM76 93V92H75ZM198 93V92H197ZM195 93V95L197 94ZM229 93V92H228ZM16 94V93H15ZM24 94V93H23ZM36 94V93H35ZM55 94V93H54ZM59 94V93H57ZM74 94V93H73ZM104 94V93H103ZM210 95V93H208ZM230 94V93H229ZM1 95V94H0ZM28 95V94H27ZM61 95V94H60ZM165 95V92L161 95V97L163 98ZM208 95V96H209ZM247 95V94H246ZM249 95V93H248ZM257 95V94H256ZM17 96V95H16ZM15 96V97H16ZM19 96V95H18ZM17 96V97H18ZM101 98H102V95H100ZM113 96V95H112ZM122 96V95H121ZM128 97V95H126ZM131 96V95H130ZM226 96V95H225ZM1 97V96H0ZM26 97V96H25ZM68 97V96H67ZM79 97V96H78ZM78 97L77 99H73L75 100L76 102H79L78 100ZM116 98V96H113ZM125 97V96H123ZM207 95H203V98H206ZM246 97V96H245ZM3 98V97H2ZM98 98V97H97ZM101 98H99V100H101ZM107 100L108 97H106ZM104 98V99H106ZM112 98V97H110ZM197 98H199V102L197 103V106L199 105L200 103V96H197L196 97V102H197ZM7 99H3V100H7ZM20 99V98H19ZM34 99V98H33ZM83 99V98H82ZM103 99V98H102ZM122 99V98H121ZM251 99V98H249ZM26 100V99H25ZM36 100V99H35ZM44 100V99H43ZM53 100V99H52ZM89 100V99H88ZM17 101V99H16ZM22 101V100H21ZM105 101V100H104ZM104 101L102 102V100L100 102L103 103L104 105ZM111 101V100H109ZM1 102V100H0ZM20 102V101H19ZM23 102V101H22ZM29 102V101H28ZM32 102V101H31ZM44 102V101H43ZM45 102V104H46ZM108 102V101H107ZM124 102V103H123ZM195 102V103H196ZM264 102V100H263ZM6 103V102H4ZM24 103V102H23ZM88 103V104H87ZM111 103V102H110ZM119 103V102H118ZM194 103V104H195ZM257 103V104H256ZM29 104V103H27ZM26 104V105H27ZM31 104V103H30ZM52 104V103H51ZM61 104V103H59ZM101 104V103H100ZM109 104V103H108ZM120 104V103H119ZM145 104V105H144ZM192 104V106L194 105ZM213 104V105H212ZM240 104L242 105V109L239 111V106ZM260 104V103H259ZM8 105V107H6ZM14 105V106H13ZM107 105V104H106ZM105 105V106H106ZM113 105V104H112ZM121 105V104H120ZM137 105V106H136ZM261 105H263L261 103ZM261 105H259L258 107H260ZM22 106V104H21ZM24 106V104H23ZM41 106V105H40ZM52 106V109H57L58 106L55 105H51ZM77 106V105H76ZM94 106V105H93ZM115 106H118L117 104ZM136 106V107H135ZM147 106H150L147 105ZM164 107H167L168 108V105L165 104L163 105ZM27 107V106H26ZM35 107V106H34ZM39 107V106H38ZM61 107V109L63 108ZM106 107H109V106H106ZM154 106H152L151 108H153ZM264 107V106H263ZM24 108V107H23ZM37 108V107H36ZM75 108V107H74ZM93 108V107H92ZM99 108V106H98ZM253 109L255 107H252ZM262 107H260V110H261V113H259L258 115H255V114H252L253 116L251 117H247V123H244L243 119L242 123L243 124V128L242 129H237V130H240L238 133L240 136L244 135L245 134H249V136L251 134H256L258 136V134L260 132H263L264 131V108H263V112H262ZM35 109V108H34ZM95 109V108H94ZM101 109V108H100ZM115 109V110H116ZM25 110V109H23ZM60 110V109H59ZM105 110V108H104ZM258 110V109H257ZM259 110V111H260ZM55 111V110H54ZM97 111L94 110L93 113ZM69 112V110H68ZM102 112V115L104 114ZM224 112V113H222ZM258 112V111H257ZM65 113V114H64ZM92 113V111L90 112ZM110 113V114H109ZM256 113V111H255ZM7 114V115H6ZM95 114V113H94ZM93 114V115H94ZM202 114V115H200ZM240 114V115H239ZM257 114V113H256ZM70 115V114H69ZM99 115V114H98ZM107 115V116H108ZM100 116V115H99ZM32 117V118H31ZM61 117V118H60ZM101 117V116H100ZM103 117H105L103 115ZM192 117L193 119H198L199 121H201L203 124L206 122L208 125H210V123L212 124H221L223 123L222 126H213L211 128H215V129H211V128H203V129H200V130H197L196 131V136L193 137L192 136H189L188 135V132L186 130H183V128H180L181 125L185 124L186 122H188L189 120H192ZM30 118L31 119V124L33 127H30V128H27L29 129L30 132H25L23 131L22 129V126L20 127H16L15 126H19V125H15L16 122H19L21 121V123H19L20 125L22 124H26L28 123L27 119ZM104 120V118H103ZM93 121V122H91ZM239 121V120H238ZM142 123V124H141ZM263 123V125H262ZM133 124L135 126V124H141L143 126H148L150 129V134H146L145 132L146 131H142V133L140 134V132H136L133 127ZM191 124V123H190ZM239 124H240V121H239ZM85 125V129L82 130V127ZM228 125H231L228 127ZM104 126V125H103ZM142 126V127H143ZM253 128H252V127ZM139 127V126H138ZM141 127V128H142ZM19 128V129H17ZM137 128V127H135ZM140 128V129H141ZM202 128V127H201ZM241 128V127H240ZM256 128V129H255ZM16 129V130H15ZM118 129V128H117ZM134 129V130H133ZM101 130V129H100ZM103 130V129H102ZM107 131V130H105ZM140 131V130H139ZM108 132V131H107ZM121 132V131H120ZM161 132V133H160ZM154 133H156V136L154 138H152V136L154 135ZM137 134V135H136ZM161 136H164L163 138H161ZM248 136V135H247ZM255 136V135H253ZM255 136V137H257ZM197 137H204V138H207L206 140L210 141V140H213L212 142L214 143H217V142H222L223 140H225L226 138H228V142L229 144H214L212 142H208L206 145V147H197L198 145L195 146V143H198L199 145H202L201 143H206V142H202L201 140L197 139ZM225 137V138H224ZM254 137V138H255ZM209 138V139H208ZM221 138H223L221 140ZM110 140V142L114 141V143H110L108 140ZM150 139H154L153 141H150ZM193 139V140H192ZM201 139V138H200ZM247 139V138H246ZM252 139V138H251ZM51 140H54L53 142H57L56 145H54L52 148V150H54L55 152L53 151H50V149L48 148L47 144L51 141ZM108 141V142H107ZM113 146H112V145ZM66 145H71V147H66ZM77 146V147H76ZM111 146V147H110ZM161 146V147H160ZM97 147L98 148V151L96 153H92V151H94V148ZM133 147L135 148V145H133ZM162 150H161V149ZM110 149V150H109ZM160 152H159V150ZM121 150H126V151H121ZM231 150V149H230ZM128 151V152H127ZM169 151V150H167ZM223 151V150H222ZM232 151V150H231ZM155 152V153H156ZM164 152V151H163ZM224 152V151H223ZM76 153V154H77ZM106 155L103 160L101 162H105L108 158L110 157V155ZM154 153V155H155ZM156 153V154H157ZM161 153V154H160ZM170 153V151H169ZM182 153V152H180ZM5 154V153H4ZM119 154V153H117ZM55 155V156H56ZM133 155V156H132ZM137 156V155H136ZM258 156H260V158H262V161L258 160ZM3 157V156H2ZM61 157V156H60ZM122 157V156H121ZM125 157V156H124ZM139 161H142L143 160H146L147 158L149 159L150 156H137ZM152 157V158H153ZM178 157V156H177ZM225 157V156H224ZM236 157V156H234ZM57 158V157H56ZM126 158V157H125ZM132 158V159H133ZM168 158V159H166ZM179 158V157H178ZM226 158V157H225ZM258 158V159H257ZM151 159V158H150ZM174 159V158H172ZM240 160V162H239ZM83 162V163H80L77 165V169L83 167L86 165V162ZM111 161V160H110ZM232 161H235L237 166L239 168H236L235 166L236 165H232L230 162ZM250 161V162H248ZM260 161V162H259ZM92 162V163H91ZM229 162L230 164L229 165H226V163ZM58 163V162H57ZM18 162L15 163V162H12L9 163L8 160H4L2 162H0V178H2L0 181L2 180H6V179H11L12 178V174L14 172L17 171V168L18 167ZM51 164V163H50ZM102 164V163H101ZM126 164V163H125ZM234 164V163H233ZM52 165V164H51ZM71 165V164H70ZM147 165V164H145ZM143 165V166H145ZM175 165V164H174ZM173 165V167H175ZM182 165V164H181ZM180 165V167H181ZM249 165V166H248ZM37 166V165H36ZM98 166V165H97ZM116 166V165H115ZM113 166V167H115ZM124 166V165H123ZM133 166V164H132ZM131 166V167H132ZM172 166V165H171ZM187 166V165H186ZM248 168H247V167ZM38 167H45L44 164L43 165H39ZM58 166H55V168L57 169ZM95 167V166H94ZM130 167V165H129ZM128 167V168H129ZM153 167V166H152ZM162 167V166H161ZM178 167V166H177ZM20 168V167H19ZM52 168V167H51ZM93 168V167H92ZM136 168V167H135ZM139 168V167H138ZM145 168V167H144ZM166 168L170 169L169 167L166 166ZM236 168V169H235ZM74 169V168H73ZM75 169V170H77ZM155 169V168H154ZM161 169V168H159ZM177 170L175 172H173V175L171 177L170 174H166V173H163V175H157L156 177H153L150 184L153 185V186H156V181L159 179L160 181H162V183L160 185H158L157 187L160 189L159 192H162L161 190H168L169 186L171 188V185L173 183H176V182H179V181H182L184 182V184L186 185H196V182H198L199 184H201V186L203 185V188L204 186L209 189L210 188V184L211 186H213L215 184V182L217 181V179L219 178H224L223 180V184L226 185L227 187V184L230 185V189L232 192V196H229L227 198V202H225L223 205L225 206H231L232 209H231V212L233 211L235 214H232L234 215V219L236 221H239V230L238 228L237 229H231L230 226H227L225 225L223 230H225V232H223V234L225 235V239H230L231 242H228V240H224L222 237H221V230L217 231L218 227H215L213 223L209 222L208 221V218L207 216L204 218V232H203V237H207V240L205 239L206 242H208L210 244V247L209 249H206V253L207 255L211 256V254L213 253V248H214V244L217 243L218 241H220V239L222 238L224 241V243H227L228 245V249H226L224 247L225 250H222L223 249V246L224 244L222 245H218L220 246L218 249L219 251H224L225 253H232V251H235V253L241 255L240 253L243 252V250H246V248H244L242 246V249L241 248H236L237 247V243L234 241L235 240V236L236 234L240 236H244V237H247L245 236L247 233H249L251 236V239L252 241L254 242V246L256 245L257 247H259L260 249L261 246L264 245V174L262 173H257V170H261L263 171L264 173V146L262 149H256L254 151V154L253 155H250L248 157H245L240 159L239 157L238 158H227L226 159H221L219 158V156H215L213 158H211L210 160H203L201 161L200 163L198 162L197 164H194L193 166V169H194V172L192 173V167L190 169V171H187L188 168H182V169H179L176 168ZM20 170V169H19ZM18 170V171H19ZM62 170H65L66 172H71L70 170H68V168L66 167H63ZM75 170H73L74 172H76ZM137 170V168H136ZM158 170V169H157ZM237 170V172L234 173V171ZM16 172V173H19V172ZM44 171V170H43ZM48 171V170H47ZM103 171V170H102ZM113 171V170H112ZM147 171V170H146ZM160 171V170H159ZM162 171V170H161ZM164 171V169H163ZM170 171V170H169ZM52 172V171H51ZM61 172V171H60ZM94 172V171H93ZM120 172V171H119ZM124 174H125V171H123ZM172 172V171H170ZM169 172V173H170ZM228 172V173H227ZM15 173V174H16ZM62 173V172H61ZM103 173V174H102ZM113 173V172H111ZM110 171H107V172H98L95 175V177L91 180H86L82 183V185H79L76 187L77 185V182L79 180V176H77V178H72L70 177L69 178V181L67 179L64 178V176L61 174V175H57L54 173V176L53 177H50L48 179H44V178H34V180L32 181V186H34V189L37 188V190L35 191V195H34V199L36 197V199H39L41 201H48L49 199H51L52 195L54 194L55 195H61V198H62V194L64 196H70V197H73V198H77L78 200L80 199H85L84 201L80 202L81 204H75V202L73 203L74 206L72 205V209L73 207H75L74 209L75 210H79L80 212H82V214H85V213H92V214H96L98 215L99 213H101L100 215V218H105V221H109L112 225L115 224L118 229H120L118 226L119 225V220L117 221H114L113 220V213H114V216H119L120 214H125L126 210H132L134 208V205H137V204H142L143 206L144 205H147L149 203H151V201L153 200L152 196L150 194L147 193V196L146 195V186L145 187H140L138 184L136 185L134 182L133 184L138 188V186L140 187V190H136V187L134 186H130V185H125L127 186V188H132L131 190H128L127 188H124V183H123V186H122V182L120 180V177H123L124 176H127V175H123V176H118L116 173L115 174H111ZM126 173H129V171ZM131 173V172H130ZM143 173V172H142ZM142 173H139V172H135L134 174L136 175L135 177L138 179V176L139 174H142ZM237 173V174H236ZM81 174V172H80ZM101 174V175H100ZM105 174V175H104ZM111 174V175H110ZM119 174V173H118ZM160 174V173H159ZM76 175V174H75ZM90 175V174H89ZM100 175V176H98ZM120 175H122L120 173ZM133 175V174H132ZM185 175V177H184ZM56 176V177H55ZM83 176V175H82ZM88 176V175H87ZM129 176V175H128ZM142 176V175H141ZM18 177V174H16V176L14 178H17ZM40 177V176H39ZM43 177V176H42ZM66 177V176H65ZM76 177V176H75ZM91 177V176H90ZM132 176L130 175L129 178H131ZM134 177V176H133ZM188 177H192L193 179H188ZM12 178L11 179V182H13L15 179ZM62 179V181H58V179ZM96 178V179H95ZM128 178V177H127ZM135 178V179H136ZM140 178V177H139ZM208 178V179H207ZM133 179V178H132ZM134 179V180H135ZM114 180H116L118 183H115L114 184ZM130 180V179H129ZM133 181V180H132ZM229 181V182H227ZM30 182V181H29ZM60 182V188H56L57 184H59ZM92 182H94L95 184H91ZM127 182V181H126ZM149 182V181H148ZM3 183V182H2ZM5 183V182H4ZM130 183L132 184V182L130 181ZM210 183V184H208ZM91 184V185H90ZM127 184V183H125ZM198 185V184H197ZM7 186V185H5ZM90 186L92 187L91 191L94 190V193L92 191V194H90L89 192L86 193L85 191L88 190L90 188ZM160 186V187H159ZM225 187V186H224ZM21 188V187H20ZM19 188V189H20ZM24 188V187H23ZM77 188V189H75ZM155 188V187H154ZM169 188V189H170ZM229 189V190H230ZM24 190V189H23ZM114 190H119L118 192L115 191V193H111L113 192ZM15 191V190H14ZM20 191V190H19ZM26 191V190H25ZM182 191V188L181 190H179V192ZM207 191V190H206ZM18 192V191H17ZM148 192V190H147ZM154 192V191H153ZM158 192V193H159ZM192 192V191H191ZM189 193L188 191H186V193H178V194H175V198L176 200H178V202L181 203L180 205V209H182V211H179L177 213V215H175V213H167L165 216H158L156 217L153 221H150L149 223V226H150V231H144L142 233V231H140V240H139V243L137 241H133V237H126L124 236L125 233L122 232V230H126L125 228V224L127 222H129V218L126 219V222L125 220L123 221V224H124V227H123V224H122V227H121V230H117L115 235L114 236V241L111 242V246L108 245V248L105 249L104 246L101 247V245L99 246V248L97 249V251L101 250H105L104 253L100 254L101 257L100 259L97 257L98 255V252L95 251V250H91V253L90 255L92 256V258H97V261L92 263V264H133L131 259H133V262L135 264H180L178 262V257H180V262H185L187 259V254H184L185 251H186V241L189 240V243L191 246H195L194 248L196 250L197 249V246L196 244L200 241L198 239V231L195 232V230H197V226H196V223L192 224V226L188 225V227H181V223H184V221L186 222H191L189 221L188 219L186 220L185 219V216L188 218L189 216L187 215L186 213V209L188 207H185L183 206L182 204H185L187 205V203L189 202L190 199H192V193ZM16 193V191H15ZM21 193H24V192H21ZM27 193V192H25ZM24 193V195H25ZM157 193V192H156ZM157 193V194H158ZM188 194H191L190 198L188 197ZM2 195V194H1ZM31 195V194H30ZM161 195V194H160ZM92 196V199L90 198H87V197H91ZM69 197V199H71ZM158 197V200H155L154 202H157V201H163L165 200L166 202L168 201V198H169V193L167 192L165 194V197L164 199H162L161 197L159 196H155V198ZM56 198V197H55ZM54 198V200H55ZM66 198V197H65ZM189 198V199H188ZM226 198V197H225ZM230 198V199H229ZM59 199V198H58ZM63 199V198H62ZM68 199V198H67ZM68 199V200H69ZM76 199V200H77ZM215 199V198H214ZM73 200V199H72ZM75 200V201H76ZM36 201V200H35ZM12 200L8 197H3V196H0V228L2 229L3 227L6 229V225L4 224V221H5V218L6 216H8L9 214H15L14 212V208L12 206ZM25 202V201H24ZM60 202V201H59ZM71 202V201H70ZM192 202V201H190ZM189 202V203H190ZM57 203V202H56ZM78 203V202H77ZM40 204V203H39ZM38 205V204H37ZM70 205V206H71ZM133 205V206H132ZM223 205L220 207L222 208ZM16 206V205H15ZM25 206V205H24ZM46 207V205H44ZM69 206V205H68ZM183 206V207H182ZM19 207V206H18ZM26 207V206H25ZM28 207V206H27ZM133 207V208H132ZM30 208V207H29ZM38 208V207H37ZM40 208H42L40 206ZM71 208V207H69ZM132 208V209H130ZM216 208V206H215ZM217 208L219 209V207L217 206ZM226 208V207H225ZM35 209V208H34ZM229 208H227V210H224L225 212H222L220 211V217L223 219H228V220H231V217H228L227 213L229 212ZM19 211V210H18ZM31 211V210H30ZM74 211V210H73ZM229 212V213H231ZM41 213V212H40ZM127 213V212H126ZM63 214V213H62ZM164 214V213H163ZM162 214V215H163ZM37 215V214H36ZM43 216L45 215L44 213L42 214ZM74 215V214H71V216ZM128 215V214H127ZM131 215V214H130ZM129 215V216H130ZM39 217L40 214H38ZM140 216V215H139ZM216 216V215H215ZM4 218V220H3ZM139 218V217H138ZM173 218V220H171ZM74 219V218H73ZM133 219V218H132ZM40 220V219H38ZM37 220V222H38ZM128 220V221H127ZM137 219L135 218L134 221H136ZM199 220V219H198ZM41 222H43L42 220H40ZM197 221V220H196ZM210 224V226L208 225V223ZM224 221V220H223ZM26 222V221H24ZM139 224H135V227L136 225H140L141 222V219H139ZM258 222V223H257ZM134 223V222H133ZM257 223V226L256 227H259L261 228L260 231H257L255 233H253V229H255V224ZM15 224V222H14ZM128 224V223H127ZM126 224V225H127ZM234 224V223H233ZM114 225V226H115ZM147 225V224H146ZM185 225V224H184ZM208 225V226H207ZM21 226V225H20ZM47 226V225H46ZM142 226V225H141ZM207 227V229H206ZM214 227V228H213ZM229 227V228H228ZM234 227V226H233ZM128 228V227H127ZM131 229V228H130ZM138 229V227H137ZM142 229V227H141ZM188 229V230H186ZM18 230V229H17ZM139 230V229H138ZM13 231V230H12ZM10 231V232H12ZM58 231V230H57ZM129 231V230H128ZM126 231V232H128ZM200 231V230H199ZM227 231V232H226ZM0 232H2V230H0ZM45 232V231H44ZM93 232V231H92ZM136 232V231H134ZM218 232H220L218 234ZM132 233V232H130ZM7 232L5 231L4 235H6ZM15 234V233H14ZM124 234V235H122ZM128 234V233H126ZM139 234V233H137ZM207 234V235H206ZM10 235V234H9ZM8 235V236H9ZM209 235V236H208ZM213 235V236H211ZM7 236V237H8ZM3 237V236H2ZM1 237V238H2ZM11 237V236H10ZM112 238V237H111ZM202 238V237H201ZM130 239V240H129ZM132 239V240H131ZM250 239V240H251ZM109 241L112 240V239H108ZM136 240V238H135ZM246 239L245 238V242H246ZM249 240V241H250ZM7 242V239L5 240ZM133 241V242H132ZM4 242V241H3ZM3 242L0 241V245H3ZM244 244V240H241L240 242V245H243ZM261 244V245H260ZM97 245V244H96ZM199 245V244H198ZM247 245H248V242H247ZM216 246V247H218ZM251 248V247H250ZM264 248V246H263ZM45 250V249H44ZM107 250V251H106ZM193 250V249H192ZM215 250V249H214ZM242 250V251H240ZM200 251V250H198ZM264 251V249H263ZM100 252V251H99ZM246 253V252H245ZM75 254V253H74ZM262 254V253H261ZM78 255V254H76ZM80 255V254H79ZM84 255V254H83ZM87 255V254H86ZM99 255V256H100ZM177 255V256H176ZM186 255V256H185ZM191 255V254H190ZM206 255V254H204ZM228 255V254H226ZM264 255V254H263ZM64 256V255H63ZM253 256V255H251ZM250 256V257H251ZM79 257V256H78ZM83 257V256H81ZM89 257V255H88ZM216 257V256H215ZM228 258V257H227ZM247 258V257H246ZM91 259V258H90ZM198 259V262H200L202 260L201 256L200 257H197L196 260ZM60 260V259H59ZM86 260V259H84ZM248 260V258H247ZM246 260V261H247ZM254 260H255V257H254ZM261 261V264L262 262H264V257L260 259ZM81 258H77V261L74 260L73 264H83L81 263ZM90 261V260H89ZM92 262H93V259H92ZM182 262V264H183ZM250 262V261H249ZM186 263H189L190 262H187ZM244 262H242L241 264H243ZM246 263V262H245ZM244 263V264H245ZM49 264V263H48ZM52 264H56V263H52ZM58 264H66L64 262V260L62 262H59ZM67 264H71L70 262H68ZM91 264V262H90ZM253 264V263H252ZM254 264H255V261H254ZM257 264V263H256Z\"/></svg>","mask_w":264,"mask_h":264}]
</instances>
